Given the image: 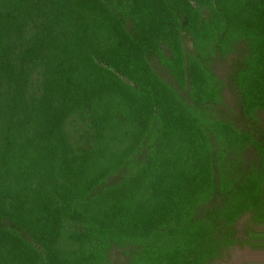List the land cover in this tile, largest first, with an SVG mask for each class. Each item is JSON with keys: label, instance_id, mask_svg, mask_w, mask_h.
Returning <instances> with one entry per match:
<instances>
[{"label": "trees", "instance_id": "trees-1", "mask_svg": "<svg viewBox=\"0 0 264 264\" xmlns=\"http://www.w3.org/2000/svg\"><path fill=\"white\" fill-rule=\"evenodd\" d=\"M262 223L264 0H0V264H211Z\"/></svg>", "mask_w": 264, "mask_h": 264}, {"label": "rangeland", "instance_id": "rangeland-1", "mask_svg": "<svg viewBox=\"0 0 264 264\" xmlns=\"http://www.w3.org/2000/svg\"><path fill=\"white\" fill-rule=\"evenodd\" d=\"M216 72L221 76L222 71L217 69ZM225 103L227 106L230 105V98L226 95ZM246 215L243 216L236 224L237 236L239 239H246V235L243 234V221L246 219ZM257 237L255 240L257 243L264 246V223L254 227ZM112 264H123L122 257L118 254H112ZM211 264H264V250H253L246 244H236L232 247L227 248L222 256Z\"/></svg>", "mask_w": 264, "mask_h": 264}]
</instances>
